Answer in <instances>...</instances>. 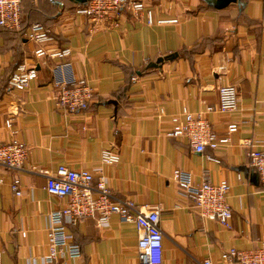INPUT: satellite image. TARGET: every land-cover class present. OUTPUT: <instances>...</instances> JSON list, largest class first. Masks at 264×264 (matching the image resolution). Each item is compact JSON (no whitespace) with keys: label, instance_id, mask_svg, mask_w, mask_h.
Segmentation results:
<instances>
[{"label":"crops","instance_id":"1","mask_svg":"<svg viewBox=\"0 0 264 264\" xmlns=\"http://www.w3.org/2000/svg\"><path fill=\"white\" fill-rule=\"evenodd\" d=\"M145 2L156 19L178 21L149 24L145 12L126 11L114 27L111 18L95 24L77 12V0H23V26L39 21L50 27L53 38L46 47L71 46L65 59L37 58L40 44L26 32L0 28V143L16 136L29 146L22 168L0 164L3 264H43L49 213L68 200L46 187L62 163L90 169L95 178L105 174L116 200L160 208L163 264H204L207 258L222 264L226 248H249L264 239V188L249 155L264 143V0L222 8L208 0ZM36 59L38 77L27 89L13 88L9 78L16 65ZM80 77L88 79L95 96L87 109L68 113L57 102L58 82ZM227 82L238 86L239 109H214L208 116L220 136H230L228 143L200 152L187 138L168 136L172 115L214 106L219 85ZM231 122L239 127L230 133ZM105 148L120 151V161L104 163ZM177 167L191 170L196 181L207 175L214 183H231V227L202 216L181 194L172 178ZM16 174L20 195L11 187ZM70 229L82 247L78 264H139L134 222L115 213L100 225L87 216Z\"/></svg>","mask_w":264,"mask_h":264},{"label":"built area","instance_id":"2","mask_svg":"<svg viewBox=\"0 0 264 264\" xmlns=\"http://www.w3.org/2000/svg\"><path fill=\"white\" fill-rule=\"evenodd\" d=\"M23 0H0V26L10 30L22 28ZM140 16L145 12L147 22L166 23L176 22L178 18L154 17V12L145 0H88L85 5L77 8V12L85 14L93 23H101L112 19V25L119 27L124 12ZM27 36L40 45L35 50L36 57L50 55L67 58L72 54L71 46H63L49 50L46 43L52 38V29L42 22H32L26 32ZM39 59L28 63L21 62L12 72L9 82L13 88L27 89L38 77ZM71 64L70 61L63 62ZM137 77L134 76L133 79ZM219 101L208 105L197 112L184 110L171 116L174 123L168 136H181L188 139L191 146L203 152L208 146L216 149L221 144L228 143L230 136H220L213 127L208 116L211 110L228 113L238 110L240 100L238 86L234 82L222 83L218 87ZM95 96L94 87L86 77L58 82L56 98L58 105L66 112H77L87 109ZM165 109L160 107L159 114ZM6 124L10 127L12 119ZM239 124L231 122L229 132L237 130ZM29 155V146L20 138L13 136L7 142L0 143V164L13 169L22 168ZM250 164L257 170L264 188V143L249 150ZM121 153L116 149L102 150L101 159L104 163L115 164L120 161ZM208 158L221 162V158L208 154ZM172 178L182 195L193 200L200 214L207 218L218 220L222 225L231 227L233 209L228 201L231 183L222 179L214 183L205 175L201 181H196L191 170L177 167L173 170ZM3 181V177H0ZM11 187L18 195L22 194L21 178L14 175ZM47 190L52 194L67 197V202L49 213V250L43 256V264H78L82 257V247L75 239L71 225L77 224L87 216L94 217L98 224L107 223L112 214H118L123 221H131L137 225L139 232V264H163L164 262V231L160 224V208L157 206L143 209L134 199L116 200L112 197L108 178L100 174L95 178L94 173L87 168L74 169L67 164H60L56 174L47 181ZM222 264H264V239L249 248L231 246L221 255ZM0 264H3V251L0 249ZM204 264H213L207 258Z\"/></svg>","mask_w":264,"mask_h":264},{"label":"water","instance_id":"3","mask_svg":"<svg viewBox=\"0 0 264 264\" xmlns=\"http://www.w3.org/2000/svg\"><path fill=\"white\" fill-rule=\"evenodd\" d=\"M79 2H87L88 0H77ZM238 1H242V0H208V2L218 8H222L225 7L227 5H229L231 2H238ZM164 60V57L161 56L158 58V60L155 62V65H158L159 63H161Z\"/></svg>","mask_w":264,"mask_h":264},{"label":"trees","instance_id":"4","mask_svg":"<svg viewBox=\"0 0 264 264\" xmlns=\"http://www.w3.org/2000/svg\"><path fill=\"white\" fill-rule=\"evenodd\" d=\"M88 2V1H87ZM87 2H81L80 5H85ZM30 26V25H29ZM29 26L27 27V29L23 26V22H22V28L20 30H16V31H24V32H27ZM0 28H5V27H2L0 26ZM19 63L16 65V67L14 68V70L18 67ZM13 70V71H14ZM12 71V72H13ZM12 74V73H11ZM11 76V75H10ZM10 79V78H9Z\"/></svg>","mask_w":264,"mask_h":264}]
</instances>
